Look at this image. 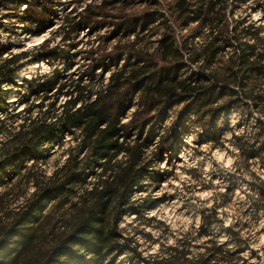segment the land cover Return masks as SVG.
I'll return each instance as SVG.
<instances>
[{
  "label": "clouds",
  "instance_id": "9594fccd",
  "mask_svg": "<svg viewBox=\"0 0 264 264\" xmlns=\"http://www.w3.org/2000/svg\"><path fill=\"white\" fill-rule=\"evenodd\" d=\"M64 2L81 8L73 0ZM102 2L107 0H93V8ZM176 3L177 0H115L107 8L96 9L111 13L98 17L111 22L109 26L89 37L93 43L80 42L78 48L70 45L84 41V33L77 36L69 31L68 14L62 13L54 28L45 23L32 25L36 34H29L26 24L18 25L16 35L0 27V48L20 45L17 51L24 53L14 61L13 52L0 56V65L15 68L17 86L44 84L60 74L67 79L60 80L58 87L65 85V91L71 92L79 84L83 90L82 99L75 105H57L48 114L39 109L21 111L20 117L15 111L20 96H13L7 111H0V168L17 149L33 147L29 143L32 129L44 124L59 130L68 115L76 114L77 109L83 112L93 102L108 106L113 116L102 122L100 131L118 120L116 127L130 136L121 137L122 149L112 161L111 175L102 179L103 173L85 168L92 155L90 147L81 152L87 124L65 131L60 139L64 141L63 149L71 146L72 150L58 165L47 167L46 176L62 175L58 169L67 168L69 176L84 172L91 178L83 187L76 186L77 195L70 209L47 227L29 228L24 225L32 222L23 217L30 201L39 199L42 192L43 175L34 176L31 191L19 201V209L13 205L12 215L0 222V264H264V0H224L225 13L234 5H239V10L235 18L226 16L221 27L193 24L184 28ZM257 4L262 7L253 19ZM153 7L163 15L144 34L155 31L151 41L134 47L129 46L130 39L104 42L116 23H127ZM3 11L0 8V16ZM85 16L87 13L81 12L78 18ZM249 26L252 34L244 35ZM198 27L202 35L185 44L186 36ZM165 34L171 37L176 55L163 54L160 38ZM218 34L230 40L232 47L215 61L206 63L205 54L197 63L194 53L204 52ZM246 45H251L249 63L256 65L255 70L241 59ZM89 48L96 49L94 55L82 51ZM72 52L79 55L66 56ZM117 53L122 56L119 65L106 70L103 65ZM130 53L132 60L140 57L135 70L149 63L152 67L143 72L147 78L144 88L130 98L131 107L122 110L121 105L129 102L126 94L136 82L130 78L134 69H125ZM204 71L206 85L215 88L228 83L230 89L205 107L198 105L188 111L201 95L191 90L195 87L193 77L199 79ZM118 73L122 75L117 87L114 77ZM161 79L171 82L165 89H171L173 94L167 90L156 93V106L149 111L144 89L157 87ZM185 85L189 86V95H185ZM13 87L0 81V94ZM44 95L42 92L23 107L32 108ZM75 96L72 92L68 99ZM164 107L168 110L160 119L159 112ZM137 113L142 116L137 118ZM29 115L31 119L26 120ZM149 116L152 119L141 132L140 121ZM153 129L147 144L137 140L138 136L147 138ZM210 129H219V134L209 136ZM53 143L44 141L38 150H51ZM137 146L138 156L129 150ZM63 149H58L57 155ZM129 164L132 175L121 183L117 177ZM148 173L159 174L162 179ZM107 188H115V194L101 197L99 193ZM71 213L79 214L75 223ZM36 219L39 217H33ZM85 229L94 234L87 241L80 239Z\"/></svg>",
  "mask_w": 264,
  "mask_h": 264
},
{
  "label": "trees",
  "instance_id": "16d2710c",
  "mask_svg": "<svg viewBox=\"0 0 264 264\" xmlns=\"http://www.w3.org/2000/svg\"><path fill=\"white\" fill-rule=\"evenodd\" d=\"M14 9H17L19 2H12ZM112 3L104 2L102 5L98 4L93 8L91 5H85L81 12H86L87 16L83 19L78 18L80 13H74L72 16H68L69 20V31L77 34L82 28L90 29L92 23L101 15L99 11L96 9L103 7L107 8ZM217 5H220L218 8ZM175 8L178 9V14L183 17L182 25L184 28H191L193 24H198L201 26L213 25L214 27H221L224 24V20L226 16L234 17V6L227 13L224 12V0H177ZM19 21L23 19L30 18V9L26 6L25 10L20 12ZM145 16L147 22H145L140 31L136 32V25H140V20L142 16ZM163 13L159 11V9L153 7L150 11L143 12L138 17H132L129 22L120 21L115 24V35L111 39H128V33L134 34V39L132 40V44L129 45L134 47L136 43H144L145 41H151L155 36V31L151 33V35H144L145 33H149L152 25H154L162 16ZM139 19V20H138ZM151 19V20H150ZM251 26L244 30V35L252 34L250 32ZM235 31V29H233ZM126 33V34H124ZM121 34L123 35L121 37ZM202 35V30L200 27L193 30L186 36L185 44L188 41L195 40L196 37ZM108 39V40H111ZM107 40V42H108ZM223 41V42H221ZM75 44L70 45L73 47ZM160 46L163 50L164 55H176V50L172 47L171 37L167 34L161 36L160 38ZM232 47L231 41L225 38L223 35L218 34L213 38L211 44L205 48L202 53H194L193 59L198 63L199 57L201 55H207L206 63H210L215 61L216 58L220 57L221 54L227 53L229 48ZM8 50L6 48H2L0 50V56H7ZM89 53L94 55V52L89 51ZM69 54V53H68ZM66 54V56H68ZM24 55L23 52H16L12 57V61H14L19 56ZM131 53L129 54V59L125 62V69L133 68L134 70L131 73V77L135 79V84L126 94V100L129 102L126 105H121L122 110H126L131 107L130 98L133 97L136 93L140 92L142 88H144V82L147 79L143 72L148 68L152 67V64H146L144 69L135 70V66L140 62V57L136 60L131 59ZM253 53L251 52V45H246L245 49L241 52V59L245 65L250 70H255L256 65L250 64ZM122 59L120 53H117L116 57L113 58L108 63H105L103 66L107 70L108 67L118 66V63ZM9 61V64L12 63ZM222 62V61H221ZM179 63H183V61H179ZM99 65H94L93 67H97ZM89 75H91L89 73ZM122 73H118L114 79H116V86L118 87L120 84L119 77ZM207 75V72H201L200 78L197 79L193 77L192 84L195 85L191 90L201 95L197 96V100L190 107L187 108L188 111L195 109L198 105L203 108L208 103H211L214 99L219 98L226 94L230 85L228 83L219 84L217 87H212L211 85H206V81L203 79ZM64 76L58 74L56 78L51 81H47L44 84H36L35 82L27 83L23 86L26 87L28 96L24 98L25 103H31L29 100V96L32 98H39L40 94L45 93L43 99H40L38 103L33 104V107L28 109L22 107L21 109L16 111V117H20L21 111L31 113L36 110H41L46 114L50 113L51 109L56 107L57 105L64 107L67 104L79 103L83 97V90L81 86L78 84L76 88H74L71 92L65 91V85H59L60 80L63 79ZM82 79V77H81ZM0 81L7 82L13 84V88H17L15 84V68L10 67L8 65H0ZM171 83L170 81H166L161 79L157 87L154 88H145V103L149 106V111L152 107H155V95L158 92H163L167 90L169 94H173L171 89H165V85ZM188 85H185V95H189ZM11 89L4 91L0 94V111H7L9 108V100L11 99L12 93ZM72 92L76 93L75 99H68L72 95ZM61 100L64 101V104H61ZM99 100V98H98ZM223 107V106H222ZM167 107H164L159 112L160 119H163L167 113ZM224 110L227 111V108L224 107ZM137 118L141 117V113H137ZM26 120L31 119V116L25 117ZM106 119H113L112 113L109 110V107L106 105H98L96 102L88 105V107L81 112L77 109L76 114L68 115L65 119L63 125L59 130H53L52 126H47L44 124L39 125L38 127L32 129V140L29 141L30 144L33 145L31 148L25 147L22 150L17 149L10 157L9 160L5 162V165L0 168V213H5L6 216H0V222L6 217H10L14 212L13 205L16 206L18 210L20 205L19 201L23 199V197L28 193V190L31 191L32 178L34 176L43 175V180L41 181L40 187L42 192L40 194L39 199L32 200L29 203V211L23 217L26 221H31L27 226L29 228L33 226L47 227L50 225L59 215H61L65 210L70 209L72 205V199L77 195L76 186L79 185L83 187L91 176L86 177L84 172H72V174L68 175L67 168L58 169V171L62 172V175H58L53 173L51 177H47L44 170H41L39 167V162L44 157L46 151L38 150V146L43 144L44 141H52L55 142L53 144L63 145L60 142V139L64 135L65 131H70L73 127H80L83 124H87L85 128V139L82 142L83 147L81 148V152H83L84 148L90 147L92 151V155L85 165V168H91L92 173L100 174L103 173L102 179L111 175V169L113 167L112 161L118 158V154L122 149V145L120 143V139L123 136L125 139H129L130 136L126 133H121L120 129L116 127L118 120H114L113 125L107 129L100 131V125ZM152 117H146L140 121L139 127L141 128V132H143V128L147 125L148 121L151 120ZM22 126V125H21ZM137 125H133L135 128ZM154 129L149 131V135L147 138H143L142 136H138L137 140L143 139L144 144H147L148 140L153 137ZM219 134V130L210 129L208 135L215 138ZM93 137H96L93 140ZM52 144V145H53ZM71 146L68 149H63V156L66 153L71 152ZM133 151V154L139 155V146L135 149H129ZM71 159V157H70ZM29 165L32 167L29 168ZM132 175V165L129 164L127 168L122 169L121 175L117 177V179L123 183L126 181L129 176ZM148 175L153 176L155 179H162V176L156 173H148ZM11 185V187H9ZM115 188H107L102 190L99 195L103 197L105 194H115ZM128 192L124 193V198L126 199ZM48 207L46 208V206ZM105 214L108 212V208L105 207ZM73 216V223L79 220L78 213H71ZM33 217H39V219L33 220ZM103 220V217H101ZM94 234L88 232L86 229L80 233V239L87 241L90 236Z\"/></svg>",
  "mask_w": 264,
  "mask_h": 264
},
{
  "label": "rangeland",
  "instance_id": "374dc122",
  "mask_svg": "<svg viewBox=\"0 0 264 264\" xmlns=\"http://www.w3.org/2000/svg\"><path fill=\"white\" fill-rule=\"evenodd\" d=\"M14 1H18V7L17 9H14L13 3ZM80 3L81 4V8L77 9V8H73L71 3H65L64 0H0V8H3V14L2 16H0V27L4 28L5 31L9 32L12 35H16L17 34V27L19 24H26L27 26V31L29 32V34H36L34 32V29L32 28V25L34 24H40V23H45L47 24V27L49 28H54L56 25V21H58L59 19H61V14H68V16H72L74 15V13H79L83 10L84 6L86 5H91L93 6V0H73V3ZM107 2L109 3H113L115 2V0H107ZM104 3V2H102ZM100 5V4H99ZM26 6H28V8L30 9V18L29 19H23L22 21H19L18 18H20V12L22 10H25ZM262 6L257 4L254 8V16L253 19H255V13L259 12L260 8ZM239 10V5H234V17L235 18V13L236 11ZM103 14L105 16L107 15H111V13H100ZM145 16H142L141 18H139L140 20L142 19V21L140 22V25L138 26V24L136 25V32L138 33L140 31L141 26L147 22V20L145 19ZM138 19V20H139ZM151 20V19H150ZM50 21V23H48ZM111 22L107 21V20H100V19H96L93 23L90 29L87 28H82L79 32H77V36L79 35V33H84V41H78L72 48H78L79 47V43L80 42H86V43H93L89 37H91L92 35H94L96 32L102 31L103 28L109 26ZM117 24V23H116ZM126 34V33H124ZM115 35V27L112 28V31L104 37V42L105 43H110L111 42V38ZM123 35L121 34V37ZM51 37H49L50 39ZM111 39V40H108ZM128 39H130L131 41L134 39V34H130L128 33ZM108 40V42H107ZM20 45H6L3 48H6L8 50V52H13L16 53L18 52L17 49L20 48ZM99 47V45H98ZM2 48H0L1 50ZM82 51H92L95 53L96 49H84ZM79 55V52H72L69 53L68 56L70 57H75ZM119 65V63H118ZM71 66H75L74 62L71 64ZM63 79H67V77H63ZM12 96H20V101H19V107L17 108V110L21 109L24 105V98H26L28 96V92L25 86H20L17 88H12L11 90ZM32 97L29 96V100L32 101ZM10 107V106H9ZM219 130V129H217ZM67 139V137H65V140ZM60 142L63 144L64 141L60 140ZM58 149H63V145H56L53 144L51 147V150H47L44 154V157L42 158V160L39 162V167L42 165L43 167H40L41 170H44L47 167H55L56 165L59 164L60 159H62L63 156V151L59 152V155H57V150ZM56 157V159H53V157ZM28 192H30V190H28ZM162 199V198H161ZM49 204H47L46 208L48 207ZM261 240L264 241V236L261 237ZM253 251H255V249H253Z\"/></svg>",
  "mask_w": 264,
  "mask_h": 264
}]
</instances>
